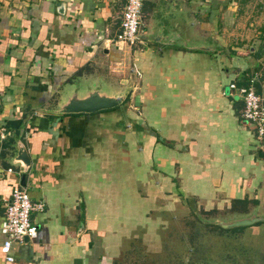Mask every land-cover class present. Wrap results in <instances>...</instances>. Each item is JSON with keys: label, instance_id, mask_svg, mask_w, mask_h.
<instances>
[{"label": "crops", "instance_id": "obj_1", "mask_svg": "<svg viewBox=\"0 0 264 264\" xmlns=\"http://www.w3.org/2000/svg\"><path fill=\"white\" fill-rule=\"evenodd\" d=\"M124 4L0 0V216L17 187L44 203L31 212L36 235L12 244V262L0 233V264H165L166 215L187 198L220 210L248 193L264 202V143L226 93L264 68V33L240 29L235 0H142L140 41L122 42ZM76 77L129 98L54 113Z\"/></svg>", "mask_w": 264, "mask_h": 264}, {"label": "rangeland", "instance_id": "obj_2", "mask_svg": "<svg viewBox=\"0 0 264 264\" xmlns=\"http://www.w3.org/2000/svg\"><path fill=\"white\" fill-rule=\"evenodd\" d=\"M235 1L241 14L237 20L241 24L240 29L246 31L250 39L251 33H264V0ZM240 44L249 47L253 43L250 40ZM212 204L213 207L208 208L209 204L187 198L182 208L166 215L167 228L164 229H170L167 235L170 250L162 253L161 260H165V264H243L264 261V223L253 230L250 224L225 227V224L243 218L242 214L247 216L255 210L264 216V202H258L248 193L244 198L230 199L221 210L218 202ZM186 255L190 260L188 262L184 260Z\"/></svg>", "mask_w": 264, "mask_h": 264}, {"label": "built area", "instance_id": "obj_3", "mask_svg": "<svg viewBox=\"0 0 264 264\" xmlns=\"http://www.w3.org/2000/svg\"><path fill=\"white\" fill-rule=\"evenodd\" d=\"M142 0H125L120 21V30L116 39L122 42H139ZM254 82L264 86V73L257 71L251 75L248 86H238L235 81L227 85V94L242 100V119L254 128L258 142H264V96L257 92ZM42 201H33L25 188H15L8 201L4 203V211L0 216V233L4 235L1 251L7 262L13 261L11 246L23 243L25 237L32 238L37 233V226L31 220L32 211H43Z\"/></svg>", "mask_w": 264, "mask_h": 264}, {"label": "water", "instance_id": "obj_4", "mask_svg": "<svg viewBox=\"0 0 264 264\" xmlns=\"http://www.w3.org/2000/svg\"><path fill=\"white\" fill-rule=\"evenodd\" d=\"M209 50L208 47H197ZM70 88L64 91V95L59 103L52 110L57 114H76V113H94L105 109L117 107L124 103L128 97L129 89L117 92L104 83L103 80L97 78L82 79L76 77L69 83ZM23 130L20 129L18 138L16 139V157L15 162L22 168L21 185L25 186V173L30 167V156L23 140L21 139ZM262 155V153H259ZM264 219V218H263ZM259 218H241L225 224V227L244 226L259 221ZM29 237H25L27 241Z\"/></svg>", "mask_w": 264, "mask_h": 264}, {"label": "trees", "instance_id": "obj_5", "mask_svg": "<svg viewBox=\"0 0 264 264\" xmlns=\"http://www.w3.org/2000/svg\"><path fill=\"white\" fill-rule=\"evenodd\" d=\"M257 53L258 54H264V41L262 42H260V44H259V47H258V49H257ZM263 67V66H262ZM259 71L260 72H264V68H261V69H259ZM253 74V73H252ZM252 74H250V73H246L245 74V77H244V79L243 80H240L238 83L236 82V84L238 85V86H248L249 85V80H250V78H251V75ZM254 85H255V89L256 90H258L259 88V86H258V84H257V82H254ZM258 92V91H257ZM128 98L129 97H127L126 98V100L124 101V103L128 100ZM242 101V100H241ZM242 106H243V103H242ZM245 210V209H244Z\"/></svg>", "mask_w": 264, "mask_h": 264}, {"label": "flooded vegetation", "instance_id": "obj_6", "mask_svg": "<svg viewBox=\"0 0 264 264\" xmlns=\"http://www.w3.org/2000/svg\"><path fill=\"white\" fill-rule=\"evenodd\" d=\"M247 214V213H246ZM243 215V218H251V217H255V218H259L260 220L259 221H255V222H253L252 224H250L251 225V229L253 230V229H257V227H258V225H261L262 223H264V216H262L261 214H258L257 213V211L255 210V211H252L251 213H249V214H247V216H244L245 214H242ZM234 227H241V226H234ZM231 228V227H230ZM185 257H187V260L185 259ZM184 257V260L186 261V262H188V261H190L189 260V257L186 255ZM264 264V261H261V262H259V263H257V262H252L251 261V263H247V262H245V263H243V264Z\"/></svg>", "mask_w": 264, "mask_h": 264}]
</instances>
